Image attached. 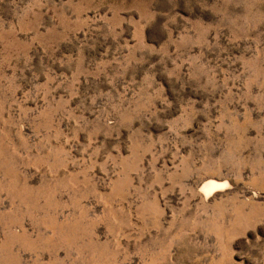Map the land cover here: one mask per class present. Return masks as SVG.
Instances as JSON below:
<instances>
[{"label":"rangeland","instance_id":"obj_1","mask_svg":"<svg viewBox=\"0 0 264 264\" xmlns=\"http://www.w3.org/2000/svg\"><path fill=\"white\" fill-rule=\"evenodd\" d=\"M0 264H264V0H0Z\"/></svg>","mask_w":264,"mask_h":264},{"label":"bare ground","instance_id":"obj_2","mask_svg":"<svg viewBox=\"0 0 264 264\" xmlns=\"http://www.w3.org/2000/svg\"><path fill=\"white\" fill-rule=\"evenodd\" d=\"M228 185L229 183L227 180L221 181V180H216L214 178H210L208 180L206 179L200 191H202V194L207 198L211 194H214L215 191L227 188Z\"/></svg>","mask_w":264,"mask_h":264}]
</instances>
